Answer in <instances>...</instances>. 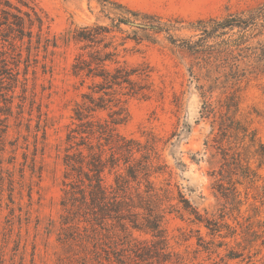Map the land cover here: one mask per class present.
Here are the masks:
<instances>
[{
    "label": "rangeland",
    "instance_id": "rangeland-1",
    "mask_svg": "<svg viewBox=\"0 0 264 264\" xmlns=\"http://www.w3.org/2000/svg\"><path fill=\"white\" fill-rule=\"evenodd\" d=\"M262 2L32 0L48 20L49 35H55L58 42L47 51L31 48L28 57L27 43L16 41L13 49L0 39V264H162L156 257L140 261L127 251L130 239L150 240L149 233L127 223V229H121L112 221L102 228L79 222L77 208L64 193L70 187L67 183L76 181L66 173V135L74 126L75 104L82 102V94L90 93L89 80L81 85L71 75L79 51L71 36L80 26H110L118 12L112 8H129L148 16L133 23L144 21V30L121 24L123 32L106 38L118 45V60L149 71L142 81L148 89L145 96L119 94L110 101L105 96V109L93 116L110 120L113 112H122L118 133L142 147L134 157L149 152L148 179L159 193L157 204H162L164 253L178 256V264H264V164L259 167L247 142L232 135L229 142L241 162L249 159L256 175L247 179L229 170L219 175L220 147L227 142L221 140L213 118L202 116L201 91H206L218 111L231 95L225 77L229 68L222 66V60L202 57L188 47L189 43L213 45L235 39L240 33L237 27L206 38L199 20L223 19ZM146 24L163 30L149 29ZM248 33L241 55L258 57L263 64L264 21ZM240 60L245 68L248 59ZM246 75L235 92L239 101L236 116L255 130L264 146V73ZM105 176L106 182H113L112 173L106 171ZM219 178L229 188L226 192L236 191L235 200L232 195L220 196ZM145 184L141 179L142 190ZM186 201L202 216L219 221L220 232L197 222L184 209ZM136 219L142 221L140 216Z\"/></svg>",
    "mask_w": 264,
    "mask_h": 264
},
{
    "label": "trees",
    "instance_id": "trees-1",
    "mask_svg": "<svg viewBox=\"0 0 264 264\" xmlns=\"http://www.w3.org/2000/svg\"><path fill=\"white\" fill-rule=\"evenodd\" d=\"M0 0V39L8 42L10 48H16V41L28 44L30 56L31 48L47 51L49 47L57 46V37L50 36L48 32L49 23L44 14L36 8L32 0ZM107 4L110 0H98ZM121 7V6H120ZM116 9L117 14L111 19L110 26H103L97 23L80 26L72 33V40L78 44L79 51L75 54L70 70L71 75L80 80V84L87 85L90 93L82 94V102H77L73 109V127H70L66 139L68 148L66 150L64 163L69 178H75V182H69L70 187L65 190V195L71 206L77 208L80 214L79 222L83 221L90 226H102L108 222H116L121 229H127L126 223L133 229L149 233L150 240H138L132 238L128 241L127 251L131 256L140 261L156 257L162 264L180 263L178 256L164 253L166 238L161 229L162 204H157L159 193L149 181L151 174V158L149 152H141L140 158L136 159L134 154L142 150L139 143L128 139L118 133L116 126L122 122V112H113L111 119L93 116L94 112L105 109V96L115 98L117 95L124 96H145L148 89L143 83L149 77V71L139 65H129L125 61L117 59L116 51L118 45H113L114 32H123L121 24L132 25L141 30L145 29L144 21H137L147 18L140 16L136 11L129 8ZM264 21V2L255 7L242 11L239 14L225 17L223 19L210 18L207 21L199 20L202 31L206 38L219 37L224 35L223 29L237 27L240 33L235 39L221 40L213 45L200 44L195 42L188 44L196 54L206 58H218L228 67L225 77L230 81V96L219 105V110L206 96V91H201L203 97L202 116L213 118L216 123L221 140H226L227 146L221 148L222 163L219 175L229 170L231 173L251 179L255 177L254 170L249 165V159L241 162L239 152L232 147L229 138H241L246 141L251 154L258 166L264 164V146L256 136L254 129L237 118L239 110L238 95L239 84L247 77V73H264V66L261 59L255 56L241 55L244 48L242 44L247 42L246 32L262 26ZM147 28L161 31L163 28L155 24H146ZM129 38L126 36L123 39ZM137 39V38H133ZM125 41V40H124ZM121 42L119 45H124ZM194 46V47H193ZM250 49L249 46H245ZM263 49V48H262ZM3 50V49H2ZM123 50L126 51L125 47ZM3 52H6L3 50ZM21 54V51L20 53ZM240 59H248L245 68L240 66ZM253 57V58H252ZM252 61V63H251ZM97 95V98L94 95ZM111 96V97H110ZM237 98V99H236ZM84 99H87L86 101ZM120 110V109H119ZM113 116V117H112ZM95 139L96 142L93 143ZM135 146L137 148H135ZM107 147V148H105ZM70 149V150H69ZM106 149L109 151L106 152ZM143 149H146L143 146ZM134 160V163H130ZM106 171L113 174V182H106ZM235 171V172H233ZM141 179L145 180V188H140ZM220 196L232 200L237 197L236 191L226 192L229 188L219 182ZM135 182V185L133 183ZM166 197V196H165ZM157 201V202H156ZM187 203V205H186ZM194 219L215 232H220L221 224L202 216L194 208L185 202L183 206ZM189 207V209H188ZM80 211V212H79ZM134 216H140L139 223ZM223 215H221L222 217ZM116 253V252H113ZM117 261H120L116 258Z\"/></svg>",
    "mask_w": 264,
    "mask_h": 264
}]
</instances>
